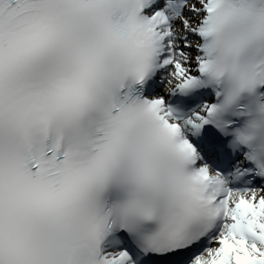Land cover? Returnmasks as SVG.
<instances>
[{"label":"snow or ice","instance_id":"6c2138e0","mask_svg":"<svg viewBox=\"0 0 264 264\" xmlns=\"http://www.w3.org/2000/svg\"><path fill=\"white\" fill-rule=\"evenodd\" d=\"M150 2L0 0V264H264V186L192 169L220 186L207 199L221 226L200 246L211 224L176 179L195 158L181 128L205 122L264 175V68L247 70L264 50V0H162L138 14ZM154 68L165 91L211 78V98L176 117L162 96L121 91Z\"/></svg>","mask_w":264,"mask_h":264},{"label":"clouds","instance_id":"9594fccd","mask_svg":"<svg viewBox=\"0 0 264 264\" xmlns=\"http://www.w3.org/2000/svg\"><path fill=\"white\" fill-rule=\"evenodd\" d=\"M136 27L137 25H135L134 23L130 24V38L133 36ZM258 67L264 68V50L261 49H257L251 53L250 60L247 65V70L250 72L255 71ZM224 70L225 69L223 64L219 62H214L210 68V71L213 72L216 77H219L224 72ZM229 70L232 73L233 86L236 89L237 93H239L241 89L240 67L234 59L229 63ZM206 84L212 86L211 78H209ZM227 114V111L221 113L223 117H226ZM261 122H264V116L261 117ZM185 164V162H181L179 164L176 179L179 181L185 194L192 198L197 204L199 215L202 217V225L211 224L213 220L212 211L215 205L211 201H209L207 197L211 196L216 191H219L220 186L218 184H208L207 188H205L203 184L198 183L193 179L192 170L187 169L185 167Z\"/></svg>","mask_w":264,"mask_h":264}]
</instances>
